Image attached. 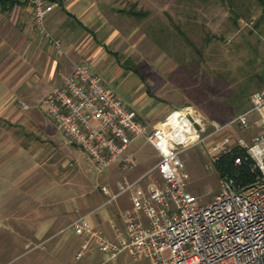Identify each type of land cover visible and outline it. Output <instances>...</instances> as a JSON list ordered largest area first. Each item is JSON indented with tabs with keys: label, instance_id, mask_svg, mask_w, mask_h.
<instances>
[{
	"label": "built area",
	"instance_id": "obj_1",
	"mask_svg": "<svg viewBox=\"0 0 264 264\" xmlns=\"http://www.w3.org/2000/svg\"><path fill=\"white\" fill-rule=\"evenodd\" d=\"M27 2L35 32L62 54L60 40L47 26L53 2ZM38 106L98 171L117 159L122 166H131L135 154L128 147L139 137L159 153L151 169L134 180L123 178L117 192L108 197L107 202L128 193L131 200V209L122 214V226L114 229V239L92 225L90 212L66 225L65 229L82 237L75 259L99 252L98 264H105L126 251L134 257L142 255L147 264H264V88L252 91L249 106L211 132L208 119L189 104L170 109L150 125L87 64L74 62L69 70L59 72ZM253 114L260 127L256 135L249 141L223 136L209 153L216 161L223 154L242 152L234 157V164L250 160L256 180L239 186L232 176L224 175L218 192L201 203L186 186L180 154L228 125L247 128ZM153 170L161 181L151 179L143 186ZM101 190L109 194L107 186Z\"/></svg>",
	"mask_w": 264,
	"mask_h": 264
},
{
	"label": "rangeland",
	"instance_id": "obj_2",
	"mask_svg": "<svg viewBox=\"0 0 264 264\" xmlns=\"http://www.w3.org/2000/svg\"><path fill=\"white\" fill-rule=\"evenodd\" d=\"M140 3L115 0L117 5L109 17L120 32L110 47L118 54L119 64L134 73H126L118 78L112 75L104 79L101 75L102 82L114 89L135 109L140 106L152 108L153 105L156 109L159 108L154 116L141 115L150 125L170 109L188 104L196 107L208 119L209 132L228 124L240 110L236 112L232 105L226 104L231 113L222 116L221 113H216L217 108L223 107L233 89L237 90L239 86L247 83L249 71L264 67L261 59H255L254 63H251L253 69L247 62V58L256 54L252 48L264 57V7L257 0H142ZM132 4H135L136 9L145 10L148 14L142 18L129 14L127 9H130ZM230 9L245 15L241 16L244 23H241L238 29L230 21ZM258 19L259 24L255 26L254 23ZM219 35H223L224 39H220ZM185 38L191 42L187 43ZM218 71L228 75L226 82L218 76ZM252 86L248 89V97L245 98V108L249 106L251 92L256 90ZM27 102L24 103L25 108L34 104ZM22 106L21 103L9 101L3 106L1 113L22 111ZM6 127V124L0 121V128ZM259 130L258 118L253 114L247 128L228 125L225 129L211 134L203 143L191 146L180 154L184 163L186 186L201 203L211 200L219 190L221 177L229 175L227 172L218 171L217 165L232 154H223L213 161L209 153L211 145L223 136L249 141ZM134 145L138 148L135 152V162L148 166L158 160V153L142 137L137 138ZM40 155L41 153L37 162L41 159ZM55 158L50 152L49 162L52 163ZM129 167L122 166L121 160L118 159L110 167L98 171L90 160L79 161L74 170L79 173L77 188L83 193L81 199H86L87 205L94 208L96 213L115 209L116 200L96 207L109 197L102 192L101 186H112L115 190L117 180H133L132 174L124 177ZM71 168L66 167L67 174H72ZM82 170H85V175L80 174ZM151 179L161 181L156 170L145 177L142 185L145 186ZM124 198L125 196L122 197ZM9 224L10 217L0 214V235L8 232L3 230V226ZM61 236L65 238L60 247L54 250V243ZM75 236L72 230L60 232L56 239L46 243V249L41 247L42 245L15 247L0 243V264H36L35 261L37 264H67L74 258V252L66 254L64 244ZM86 255L88 254L83 257ZM106 264H147V260L142 255L134 257L123 251L115 261Z\"/></svg>",
	"mask_w": 264,
	"mask_h": 264
},
{
	"label": "crops",
	"instance_id": "obj_3",
	"mask_svg": "<svg viewBox=\"0 0 264 264\" xmlns=\"http://www.w3.org/2000/svg\"><path fill=\"white\" fill-rule=\"evenodd\" d=\"M49 1L53 2L54 8L47 17V26L60 40L62 54H57L52 45L35 32L32 8L27 0H0V121L7 126L0 128V202L3 201L0 214L11 220V224L3 226L8 232L0 235V243L15 247L42 245L46 249V243L56 239L60 232L68 231L65 227L69 222L87 212H90L92 225L114 239V229L123 224L122 214L131 209L128 193L111 200L117 201L115 209L100 213L90 208L86 199H81L83 193L77 188L79 173L74 168L88 157L38 106L58 79L59 72L69 70L74 62L87 64L99 77L103 75V79L134 73L119 64L118 54L110 47L120 33L109 19L117 4L115 0ZM132 1L140 3L142 0ZM9 101L34 104L28 108L20 107L22 111L1 113ZM130 107L140 117L154 116L159 110L154 105L152 108ZM135 142L128 147L134 154L138 149ZM50 152L56 157L52 163L49 162ZM40 153L41 159L37 162ZM155 163L147 166L134 160L124 177L132 174V179H137ZM68 166L72 167L71 175L66 172ZM84 171L80 174L85 175ZM119 181L115 190L112 186L108 188L109 196L117 192ZM107 199L96 207L110 203ZM75 235L64 244L65 253L73 251L74 258L82 242V237ZM64 238L61 236L54 243V250L60 247ZM83 256L76 261L73 258L67 264H98L102 261L99 252L86 255V259Z\"/></svg>",
	"mask_w": 264,
	"mask_h": 264
},
{
	"label": "trees",
	"instance_id": "obj_4",
	"mask_svg": "<svg viewBox=\"0 0 264 264\" xmlns=\"http://www.w3.org/2000/svg\"><path fill=\"white\" fill-rule=\"evenodd\" d=\"M257 1L262 5V7H264V0H257ZM135 7H136L135 4H132L130 9H127V12L129 14L137 17V18H142L148 14L147 11L136 9ZM230 12L232 13L230 21L234 26H237V29H238V27L241 25V23H244V20L241 18V16H245V15L240 11H235V10L233 11L232 9H230ZM259 21L260 20L258 19L254 23V25L255 26L258 25ZM180 32H182V31H180ZM251 32H252V29L249 30V33H251ZM183 36H184V34H183ZM218 37L220 39H224L223 35H219ZM185 41L187 43L191 42L187 38H185ZM252 50L256 52L255 56L252 58H247V60H248L247 62L250 64L251 69H253V65L251 63H254L255 59H257V60L261 59L260 61L264 62V57H262L261 54L258 53V51L256 49L252 48ZM198 52H200V51H198ZM196 62H198V61H196ZM249 72L250 73H248V75H247L248 79L246 80L247 83L239 86V88L237 90L233 89L232 94H230L229 98L224 101V103L222 105L223 107H221L219 109L217 108L216 113H221L222 116L229 115L231 112L227 108L228 106H226V104L232 105L233 110H235L236 112L238 110H240V111L243 110L245 108V104H246L245 98L248 97V95H249L248 89H250L252 85H253L252 88H256V89L264 88V67L258 68L256 71L252 70ZM218 76H220L225 82L227 81L226 78L228 77V75H225L224 73L218 71ZM231 154H232L231 156L225 155L227 157L224 158L223 160H221V163H219L217 165L218 171H220L221 173H223V172L229 173V175L232 176L236 180V183L239 186L248 185V184L254 182L256 180L257 173L253 172L251 170V168H250L251 161L250 160H244L241 164L235 165L234 164V157L236 155H242V153L234 152Z\"/></svg>",
	"mask_w": 264,
	"mask_h": 264
}]
</instances>
